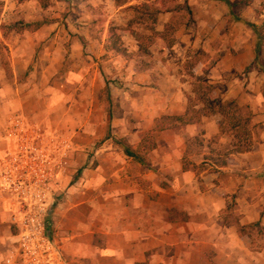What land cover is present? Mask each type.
I'll return each mask as SVG.
<instances>
[{
	"label": "crops",
	"instance_id": "obj_1",
	"mask_svg": "<svg viewBox=\"0 0 264 264\" xmlns=\"http://www.w3.org/2000/svg\"><path fill=\"white\" fill-rule=\"evenodd\" d=\"M1 1L2 16L18 11L34 21L44 11L36 0ZM176 2L191 8L193 24L177 32L170 50L158 40L150 48L158 59L142 70L129 61L139 52L131 33H117L130 54L124 57L111 48L109 33H94L88 23L102 10L111 18L126 15L136 1L118 7L115 0H81L85 15L73 40L45 25L34 33H0L9 56L0 50V170L12 147L4 114L12 95L4 87L26 84L21 76L29 85L41 76L42 85L63 86L64 107L51 113L63 117L70 149L46 220L48 264H264V64L248 26L263 27L264 14L246 0ZM165 15L172 17L160 14L159 22ZM195 49L204 53L196 75L207 72L223 88L222 99L248 107L259 135L251 152L232 154L221 167L213 158L233 145L220 132L221 116L187 125L161 120L188 111L189 89H181L184 76L172 68ZM106 85L109 100L100 94ZM1 193L0 264H12L20 226L12 197Z\"/></svg>",
	"mask_w": 264,
	"mask_h": 264
},
{
	"label": "rangeland",
	"instance_id": "obj_2",
	"mask_svg": "<svg viewBox=\"0 0 264 264\" xmlns=\"http://www.w3.org/2000/svg\"><path fill=\"white\" fill-rule=\"evenodd\" d=\"M152 3H157V6L159 3H162L165 0H150ZM172 2L178 4L176 0H172ZM72 0H55L51 1L50 6L45 9L41 13V17L38 20L34 21H25L24 18L21 16V14L18 11H13L12 13L7 12L5 15L2 16L4 6L2 4V1L0 0V33H19L15 31H10L8 27L13 26L15 23L24 21L25 23H39V22H45V26H50L52 28L50 33H72V40L75 38L76 33L79 31L78 26L80 25V22L83 21L85 10H81L79 8L80 2L74 3ZM258 4L257 6V13L264 14V0H246L245 4ZM180 5V4H179ZM170 6V5H169ZM159 7V6H158ZM126 15H121L117 19L111 18L112 16L108 13H106L104 10L98 11L96 13V16L92 15L90 16L91 20L88 21L90 25L93 27L91 30L94 33H109V29L111 26L115 25L116 27H125L126 24L133 18V13L127 10ZM87 14H90V11H87ZM166 16V15H165ZM259 17V16H258ZM172 18V17H171ZM170 16H166V18L163 19V22H159L157 28L164 26L166 23H168L171 20ZM81 19V21H79ZM169 19V20H168ZM192 17H189L186 15V13L180 14L173 24L177 27H179V30L182 28H187L191 24H193ZM86 21V20H85ZM185 23H188L185 25ZM195 23V22H194ZM163 24V25H162ZM1 26H4L5 28H2ZM78 28V29H77ZM263 28L264 32V26ZM135 29L140 31L141 33L146 32L145 28L143 26H136ZM77 31V32H76ZM20 33H34L29 31H23ZM253 33H255L253 31ZM6 46L4 45L3 41L0 39V50L3 54L4 58H8L9 56L6 55L3 52V48ZM7 48V47H6ZM42 48V47H41ZM41 48L38 50V52L41 50ZM193 51H196L193 50ZM259 52V63L264 64V49L260 48ZM37 57H39V54L37 53ZM158 55H155L152 57H142L136 54L133 56L132 59L129 58V61H132V65L137 70L143 69V64L155 61V59H158ZM166 60V59H165ZM167 61V60H166ZM183 63H179L177 66L173 65V73H175L177 76H184L181 78L183 81V87L181 89L188 90L185 93L189 95L191 93V82L192 79L189 78L186 73L187 70L183 69ZM8 77H11V71L7 70ZM62 77V74L59 78ZM23 80L26 82V84L23 85H9L7 87H4L6 90V93H8L11 96V100L8 102L9 106L8 109H6V112L4 113L7 116H10L8 120V127L9 129H12L15 127L18 128L20 131V128L24 129V139L27 137H30L29 139L37 137L36 132L38 131V128H41L40 131H44L45 127H49L50 131L54 132L52 135H49L50 141H47V143L50 142V147L52 153L56 156H58V147L64 144V134H63V124L64 119L63 117H57L53 113H51V110L55 108V110H61L64 107V102H61L64 97L63 86H54L51 82L50 84H44L42 85V82L45 81V79H42L41 76H39L38 81L36 85H29L27 80L24 76H21L18 78L19 83L23 82ZM57 80V79H56ZM115 82L118 84L116 87L119 89H124V82L119 81L118 79L115 80ZM105 84H107L105 80ZM1 88V87H0ZM70 90L73 94L79 95L81 91L79 90V87L71 85ZM144 88V87H143ZM155 88V87H154ZM159 88V87H158ZM136 93H139L135 91ZM154 93V92H153ZM100 94L104 96V99L109 100L110 96V89L108 85L104 86L100 90ZM216 94L219 98L223 96V88L219 87L216 91ZM59 98L60 100H56L54 102L53 98ZM112 108H107V111H112ZM78 120V119H77ZM165 123V121H164ZM44 129V130H43ZM21 133V132H20ZM19 136V135H17ZM22 139V136H19ZM53 137V138H52ZM67 141V140H66ZM99 143V142H98ZM48 145V144H47ZM73 148L74 142H72ZM43 145H41V149ZM55 150V151H54ZM75 152V150H73ZM30 150L28 151V154L26 156H30ZM21 158V156H20ZM19 162V161H18ZM25 167H28L25 165ZM10 169H14V166H11ZM17 173V172H14ZM21 173V170L18 171L17 174L13 175V178L15 179L16 184L19 182V174ZM57 178V177H56ZM56 178L54 180H56ZM56 184V182L52 181L50 184L48 183V187L50 189V196L49 199H46V202L48 201L49 205L51 200H53L52 192H53V185ZM54 193V192H53ZM54 196V195H53ZM53 205V201L51 206ZM50 206V207H51ZM230 208L233 210L234 208V201L232 199V203L229 204Z\"/></svg>",
	"mask_w": 264,
	"mask_h": 264
},
{
	"label": "trees",
	"instance_id": "obj_3",
	"mask_svg": "<svg viewBox=\"0 0 264 264\" xmlns=\"http://www.w3.org/2000/svg\"><path fill=\"white\" fill-rule=\"evenodd\" d=\"M28 0H17L18 3H24ZM45 10L50 6L51 1L55 0H36ZM81 0H72L77 3ZM136 1L137 3L126 8L132 11L134 16L126 24L125 27L111 26L109 34L111 38V48L118 54L129 57L127 50L121 42L120 36L117 34L119 31L131 33L135 40L138 42L139 52L138 55L142 57H152L150 48L157 43L158 40L164 42L167 50H170L176 42V34L179 27L175 26L173 22L182 13H186L193 19V13L188 5H179L172 0H165L162 3H152L150 0H115L118 7L123 6L129 2ZM157 1V0H156ZM170 5V6H169ZM164 13L172 14L171 20L166 23L163 30H158L159 15ZM46 23H32L27 24L24 21L15 23L13 26L8 27L10 31L15 32H36L41 29ZM188 23H185L187 25ZM136 26H143L146 32L141 33ZM258 35L259 49L264 46V32L263 28L256 25H248ZM5 28L4 26H1ZM258 54V52H257ZM204 53L201 50L189 51L187 60L183 64V69L187 70L186 75L192 79L191 93L188 98V111L181 117H163L161 120L171 125H187V124H200L203 118H210L213 116H221L219 129L222 134H228L232 140L233 145L230 151L223 153H216L213 158L214 164L218 167L226 165V159L232 154H244L252 151L254 145L259 140V135L256 127L252 124L253 114L248 107L240 106L233 99H222L216 94L218 89L217 85H213L207 78V72L204 76H198L195 73L196 66L201 62ZM258 63V55H257ZM149 64L144 63L143 69L148 68ZM252 66L247 68L246 72L251 70ZM202 168V167H201Z\"/></svg>",
	"mask_w": 264,
	"mask_h": 264
},
{
	"label": "built area",
	"instance_id": "obj_4",
	"mask_svg": "<svg viewBox=\"0 0 264 264\" xmlns=\"http://www.w3.org/2000/svg\"><path fill=\"white\" fill-rule=\"evenodd\" d=\"M24 139V129H9L12 147L8 151L0 170L1 195L12 197L17 216L15 223L20 226L19 240L14 256L8 260L12 264H48L49 242L46 220L50 205V182L68 167L65 161L69 155V141L58 147V156H52L49 136L46 131ZM42 130V129H41ZM21 132V133H20ZM22 136V139L19 136ZM48 144V145H47ZM41 145H43L41 149ZM30 156H26L28 151ZM55 151V150H54ZM21 156V158H20ZM19 161V162H18ZM27 165L28 167H25ZM14 166V169H10ZM19 174L16 184L13 175ZM17 172V173H14Z\"/></svg>",
	"mask_w": 264,
	"mask_h": 264
}]
</instances>
